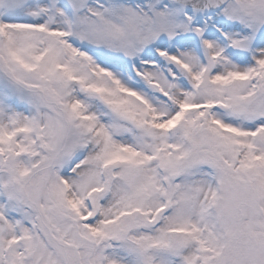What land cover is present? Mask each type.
Segmentation results:
<instances>
[{"label":"snow or ice","instance_id":"obj_1","mask_svg":"<svg viewBox=\"0 0 264 264\" xmlns=\"http://www.w3.org/2000/svg\"><path fill=\"white\" fill-rule=\"evenodd\" d=\"M0 264H264V0H0Z\"/></svg>","mask_w":264,"mask_h":264}]
</instances>
